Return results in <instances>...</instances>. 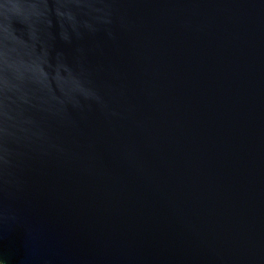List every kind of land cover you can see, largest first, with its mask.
Here are the masks:
<instances>
[{
	"label": "water",
	"instance_id": "obj_1",
	"mask_svg": "<svg viewBox=\"0 0 264 264\" xmlns=\"http://www.w3.org/2000/svg\"><path fill=\"white\" fill-rule=\"evenodd\" d=\"M0 264H264V0H0Z\"/></svg>",
	"mask_w": 264,
	"mask_h": 264
}]
</instances>
